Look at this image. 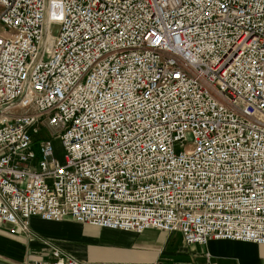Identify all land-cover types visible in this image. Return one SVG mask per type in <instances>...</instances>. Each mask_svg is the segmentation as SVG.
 <instances>
[{"label":"built area","instance_id":"built-area-1","mask_svg":"<svg viewBox=\"0 0 264 264\" xmlns=\"http://www.w3.org/2000/svg\"><path fill=\"white\" fill-rule=\"evenodd\" d=\"M32 217L264 244V0H0V228Z\"/></svg>","mask_w":264,"mask_h":264},{"label":"rangeland","instance_id":"rangeland-1","mask_svg":"<svg viewBox=\"0 0 264 264\" xmlns=\"http://www.w3.org/2000/svg\"><path fill=\"white\" fill-rule=\"evenodd\" d=\"M53 144L56 158L60 160L62 158L61 144L57 139H54ZM39 223L43 225L42 222ZM39 223L34 227L28 225L24 231L17 230L13 233L23 236L29 244L39 242L42 246L40 245L35 253L43 258L50 256L52 245L61 244L67 250L69 249L70 254L85 261L133 260L135 254L138 253L151 258L157 256L159 261L172 264H202L213 259L212 252L208 250L207 245H196L197 248L189 250L179 236L157 230L133 234L120 230L94 228L77 223L72 219H67L63 223H52L56 226L53 228L41 227ZM187 255H189L188 259ZM189 259L191 262L188 261ZM181 261L182 263H178Z\"/></svg>","mask_w":264,"mask_h":264},{"label":"crops","instance_id":"crops-1","mask_svg":"<svg viewBox=\"0 0 264 264\" xmlns=\"http://www.w3.org/2000/svg\"><path fill=\"white\" fill-rule=\"evenodd\" d=\"M67 219L70 220L69 218H64L63 220L66 221ZM63 220L44 221L41 220L40 218L32 217L29 220V225L34 227L35 224L42 222L43 225L41 223H39L38 225L41 224V227L53 228L56 227L53 225L54 223L57 222L63 223L64 222ZM5 227H8L9 229H6ZM147 231L148 232L153 231V229L145 230L144 232ZM175 235L179 236V238L181 239V236L178 233H175ZM40 245L41 244L39 242H30L29 244V242L25 240L23 236L19 235L18 233L10 232L9 225H4L3 227L0 228V264H24L27 260L33 258H43V257H39L41 255H37L35 253V250L38 249ZM206 245L208 250L212 252L213 259L208 263L203 262L202 264H264V244H256L252 242H243V241H235V240H210ZM186 246L189 247L188 248L189 250L197 248L196 244L186 245ZM201 246H205V245H201ZM58 247L64 253L73 256L72 254H70L69 249L67 250V248L64 247L63 245L59 244ZM135 255L136 256L133 260H126V261L115 260L110 262H114V263L159 262L163 264H172L170 262L159 261L157 256L151 258L146 255H141L140 253ZM73 257L78 258L76 256ZM51 258L52 257L49 256L43 259L49 261ZM188 258L189 255H187V259ZM188 261H190V259ZM178 263H182V261Z\"/></svg>","mask_w":264,"mask_h":264}]
</instances>
